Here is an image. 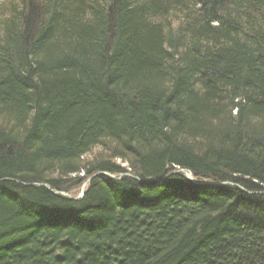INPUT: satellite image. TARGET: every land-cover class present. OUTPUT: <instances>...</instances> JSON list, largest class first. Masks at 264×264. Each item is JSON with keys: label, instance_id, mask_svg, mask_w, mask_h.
Wrapping results in <instances>:
<instances>
[{"label": "trees", "instance_id": "1", "mask_svg": "<svg viewBox=\"0 0 264 264\" xmlns=\"http://www.w3.org/2000/svg\"><path fill=\"white\" fill-rule=\"evenodd\" d=\"M258 192L264 0L0 2V264H264Z\"/></svg>", "mask_w": 264, "mask_h": 264}, {"label": "rangeland", "instance_id": "2", "mask_svg": "<svg viewBox=\"0 0 264 264\" xmlns=\"http://www.w3.org/2000/svg\"><path fill=\"white\" fill-rule=\"evenodd\" d=\"M1 1H3V0H0V2ZM100 152H102V156H104V153H106V152H104V150H103V148L101 147V146H98V147H95V148H93L90 152H89V154H87L85 157H84V159H86V160H90V159H92V158H94L95 156H97ZM108 153V152H107ZM117 162H119V160L117 159ZM122 165H124V164H122ZM82 185V184H81ZM81 185L80 186H73L72 188V193L73 194H75V195H78V193L80 192V187H81Z\"/></svg>", "mask_w": 264, "mask_h": 264}, {"label": "water", "instance_id": "3", "mask_svg": "<svg viewBox=\"0 0 264 264\" xmlns=\"http://www.w3.org/2000/svg\"><path fill=\"white\" fill-rule=\"evenodd\" d=\"M124 174H127V173H121L120 176H122V175H124ZM185 174H186V176H187L189 179H192L190 173H188V172L185 171ZM96 175H99V173H96ZM90 179H91V178H88V179H87V180L81 185V193H80L79 197H81V196L83 195V191H84V189H85L86 183H87ZM145 179H148V178H145ZM219 184H232V183L229 182V181H226V182H221V183H219ZM42 185L46 187V185H45L44 183H42ZM242 189L245 190L244 188H242ZM249 193H251V192H249ZM260 193H264V192H260Z\"/></svg>", "mask_w": 264, "mask_h": 264}, {"label": "bare ground", "instance_id": "4", "mask_svg": "<svg viewBox=\"0 0 264 264\" xmlns=\"http://www.w3.org/2000/svg\"><path fill=\"white\" fill-rule=\"evenodd\" d=\"M98 173H100V172H98ZM79 175H81V173H80ZM106 175H107L108 177H112V178H115V179H120V178L122 177V176H120V175L115 176L114 174L109 173V172H107ZM127 175H130V173H127ZM231 183H232V182H231ZM238 186H239V185H238ZM71 198L74 199V200H77V198H75V197H71Z\"/></svg>", "mask_w": 264, "mask_h": 264}]
</instances>
